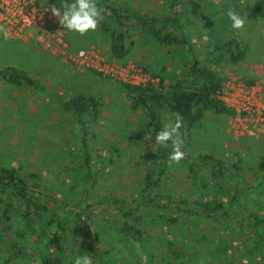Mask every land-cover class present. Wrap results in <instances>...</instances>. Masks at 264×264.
Returning <instances> with one entry per match:
<instances>
[{
    "label": "rangeland",
    "instance_id": "1",
    "mask_svg": "<svg viewBox=\"0 0 264 264\" xmlns=\"http://www.w3.org/2000/svg\"><path fill=\"white\" fill-rule=\"evenodd\" d=\"M109 1L123 17V25L113 26L103 11L100 22L125 31L120 57L110 54L108 33L99 25L84 36L63 28L50 11L53 5L60 7L61 0L41 3L49 10L50 21L59 25L64 47L46 46L50 36L40 37L36 29L7 40L0 34V69L22 70L33 81L31 87H16L0 79V166L27 179L36 173L34 181H27L29 187L35 184L28 192L48 211L34 218L36 231L31 234L10 212L0 229V264H42L38 255L49 264H75L78 256L85 255L92 264H264V241L253 226L255 218L264 217V173L257 168L264 155V118L257 119L264 117V17H250L248 8L256 0H196L201 5L197 15L188 12V0ZM230 10L245 20L242 30L232 28ZM172 11L178 12L186 42L160 45L138 19ZM48 26L55 27L52 22ZM230 39L235 41L231 51L242 53L236 62L225 54L224 42ZM80 48L88 54L87 65H76L68 57ZM193 60L220 78L217 96L233 113L204 110L182 144L184 159L172 167L164 164L158 185L143 190L144 169L158 171L151 161L155 143L145 111L130 109L123 83L149 81L164 90L172 75L185 76ZM146 64L163 77L161 82L138 66ZM187 80L193 86L200 84L196 77ZM77 94L98 99L95 118L85 113L79 122L62 110V101ZM163 122L171 125L166 118ZM82 137L88 147L86 167ZM204 155L209 159L199 161ZM189 164L197 168L194 178L186 174ZM87 174L94 176L93 186L88 187ZM4 190L6 201L21 206L10 187ZM114 199L136 206L130 220L145 239L141 260L134 258L118 232L121 217ZM181 199L219 208L195 215L181 210ZM84 206L85 219L97 235L93 254L81 248L70 231L81 223L73 210ZM51 212L56 221H49ZM259 228L264 232V222ZM54 235L60 239L59 258L48 245ZM5 236L23 249L12 250Z\"/></svg>",
    "mask_w": 264,
    "mask_h": 264
},
{
    "label": "trees",
    "instance_id": "2",
    "mask_svg": "<svg viewBox=\"0 0 264 264\" xmlns=\"http://www.w3.org/2000/svg\"><path fill=\"white\" fill-rule=\"evenodd\" d=\"M74 1V0H72ZM188 12L191 15H197L200 4L196 0H188ZM97 6L103 11L107 12V15L111 18L113 26L123 25L121 18H123L116 7H114L109 0H97ZM250 9V17H264V0H256L252 5L248 6ZM141 26L144 27L145 33L150 36L156 43L164 46H176L185 44L186 40L182 36L180 30L178 12H170L167 15L160 17L143 16L138 19ZM99 28L108 33L109 36V51L115 57H120L124 52V39L123 36L125 31L122 28L107 27L103 22L99 23ZM234 40L230 39L224 42L225 54L232 62H236L241 57V52L235 54L231 51L233 48ZM143 71L148 73L150 78H158V82H161L163 77L151 71L150 64L144 66L138 65ZM157 74V75H156ZM173 77V75H172ZM171 77V83L168 84L167 88L161 90L157 88L152 82H145L140 84H129L123 83L126 90L127 98L129 99L130 109H143L148 120V124L151 127V136L155 143V149L151 156L152 164L158 168L157 172H154L151 167L144 169L142 175V189L147 190L151 187L157 186L159 183V176L162 174L164 164L168 163L169 156L172 152L171 144L169 147H162L156 143V135L159 131L163 130L165 125L163 118H166L170 124L175 123V114L179 113L183 116L185 126L180 129L181 139L184 142L185 138L189 137L190 129L194 124L200 120L204 110L208 109L218 114L230 115L233 110L226 106L217 96L218 89L220 88V78L210 69L204 65H199L197 60H193L187 67L184 77ZM188 77H196L200 80L198 86L189 84ZM0 79L5 81L7 84L12 86L28 85L33 86L31 78L27 77L22 70L15 69L13 67H3L0 69ZM99 105L98 99L90 95L77 94L66 98L61 103V108L65 112L71 113L77 121L81 122L82 115L88 113L91 118H95L97 114V107ZM82 135L85 136V130L83 125L80 128ZM81 150L84 157L83 165H88V147L87 141L81 138ZM210 156L204 155L199 157V161L206 162ZM257 168L262 170L264 173V155L260 157L257 162ZM197 168L188 165L186 168L187 176L194 178V174ZM12 168L0 166V229H3L5 221L7 220L10 212L14 215H18V219L21 220L22 229L27 233H35L36 229L34 226V218L43 217L47 214L46 207L31 198L28 190L29 184L28 179L34 181L38 177L36 173L28 174V179L19 177L14 174ZM156 173V175L154 174ZM153 175L155 177H153ZM88 187L93 186L95 178L92 175L87 174ZM5 187H10L13 190V195L21 203V206L15 208L12 201H6L3 197ZM74 190V185L71 186L68 197L71 196V192ZM157 203L158 206H163L158 198L150 199ZM113 204L116 206L120 214L121 221L118 226V232L123 237L125 242L128 244L130 251L134 258L138 261L141 260L142 246L145 239L142 237L143 232L132 222L130 219L133 218L132 210L136 206H132L129 202H122L121 200L114 199ZM181 205V210L191 212L193 214H200L204 212L208 214L216 211L219 206H209L207 202H188L181 199L178 202ZM83 208L73 210L74 216L80 219L81 223L74 224L70 231L73 235L79 238L81 248L89 251L91 254L94 253V246L97 241V235L92 231L89 222L85 219L87 210ZM49 221H56V215L50 213ZM168 220L173 221L174 218L170 217ZM264 222V217L255 218L253 226L255 228V234L264 241V232L259 228V224ZM6 241L10 245V248L14 251H19L23 247H18L14 240H9L8 236H5ZM174 237H171L167 241L168 251L172 248V241ZM48 245L53 247V251L56 258L61 255L60 239L57 236L49 237ZM172 253V252H171ZM42 264H49L46 258L42 255H38ZM140 264L141 262L138 261Z\"/></svg>",
    "mask_w": 264,
    "mask_h": 264
},
{
    "label": "clouds",
    "instance_id": "3",
    "mask_svg": "<svg viewBox=\"0 0 264 264\" xmlns=\"http://www.w3.org/2000/svg\"><path fill=\"white\" fill-rule=\"evenodd\" d=\"M51 14L57 18L59 24L70 32H77L81 36L86 35L90 30L95 31L98 28L102 18V10L97 6V0H74L73 3H66L61 0V6H51ZM228 17L232 21V28L242 30L245 26V20L234 10L228 12ZM0 34L7 40L9 30L0 24ZM79 55L83 57L84 51L81 50ZM185 126L182 115L175 114V123L166 125L163 130L156 135V143L162 147H169L171 144L172 152L169 156L168 165L179 164L184 159L185 153L181 151L183 141L181 139L180 129ZM75 264H92L88 256H78Z\"/></svg>",
    "mask_w": 264,
    "mask_h": 264
},
{
    "label": "built area",
    "instance_id": "4",
    "mask_svg": "<svg viewBox=\"0 0 264 264\" xmlns=\"http://www.w3.org/2000/svg\"><path fill=\"white\" fill-rule=\"evenodd\" d=\"M48 11L47 7L42 5L41 0H0V24L9 30L10 38L20 37L30 29H36L39 31L40 37L43 35L50 36L48 37L50 43L46 42V46L56 45L64 47L65 45L57 29L59 25L56 21H50ZM50 22L55 27L50 28L48 26ZM81 50L83 49H77L69 54L68 57L76 65H87L89 61L88 54L83 50L85 55L81 57L79 55ZM223 103L228 106L225 102ZM263 118V116L257 117L259 121L263 120Z\"/></svg>",
    "mask_w": 264,
    "mask_h": 264
}]
</instances>
